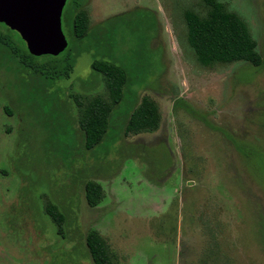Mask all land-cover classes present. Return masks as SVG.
<instances>
[{"label": "rangeland", "instance_id": "obj_1", "mask_svg": "<svg viewBox=\"0 0 264 264\" xmlns=\"http://www.w3.org/2000/svg\"><path fill=\"white\" fill-rule=\"evenodd\" d=\"M218 1L245 22L264 60V0ZM76 7L88 18L78 40ZM186 9L203 12L204 3L66 0L65 47L31 60L54 69L23 67L0 46V264H92L87 229L113 264H264V61L200 64ZM0 36L19 46L2 22ZM94 59L121 67L126 81L87 149L78 108L108 98ZM143 97L156 126L124 133ZM230 138L255 153L244 157ZM86 180L99 186L93 207ZM46 204L62 215L61 233Z\"/></svg>", "mask_w": 264, "mask_h": 264}, {"label": "trees", "instance_id": "obj_2", "mask_svg": "<svg viewBox=\"0 0 264 264\" xmlns=\"http://www.w3.org/2000/svg\"><path fill=\"white\" fill-rule=\"evenodd\" d=\"M202 1L203 12L186 9L182 13L186 42L194 51L197 61L203 65L241 61L250 67L259 68L264 60L258 53L256 42L250 36L245 22L236 13L226 10L218 0ZM87 21L86 12L76 7L71 17V34L76 40L87 34ZM15 34L19 46L12 43L8 37L0 36V46L4 49V54L30 69L37 70L39 66L42 69L56 67L55 61L45 65L32 63L34 55L27 51L17 32ZM90 68L99 72L105 79L108 98L104 100L100 96H93L83 108H78V123L82 130L83 145L87 149L94 147L101 140L107 128L110 109L120 100L126 81L124 70L107 60L94 59ZM157 119L154 103L143 97L129 113L124 133L150 131L156 126ZM230 141L236 151L244 157L255 153L247 142L233 138H230ZM83 197L88 206H95L99 201V186L92 180H86L83 184ZM44 209L55 224L56 231L61 233L62 215L50 204H46ZM82 239L92 264H113L108 247L96 230L87 229Z\"/></svg>", "mask_w": 264, "mask_h": 264}, {"label": "water", "instance_id": "obj_3", "mask_svg": "<svg viewBox=\"0 0 264 264\" xmlns=\"http://www.w3.org/2000/svg\"><path fill=\"white\" fill-rule=\"evenodd\" d=\"M65 0H0V22L17 32L35 56L56 55L66 45L60 15Z\"/></svg>", "mask_w": 264, "mask_h": 264}, {"label": "flooded vegetation", "instance_id": "obj_4", "mask_svg": "<svg viewBox=\"0 0 264 264\" xmlns=\"http://www.w3.org/2000/svg\"><path fill=\"white\" fill-rule=\"evenodd\" d=\"M66 1V0H65ZM65 3V2H64ZM63 6H64V4H63ZM63 6H62V8H63ZM61 11H62V9H61ZM61 23V22H60Z\"/></svg>", "mask_w": 264, "mask_h": 264}]
</instances>
